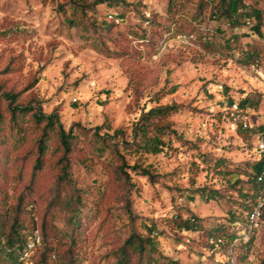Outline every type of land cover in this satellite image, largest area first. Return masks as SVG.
I'll list each match as a JSON object with an SVG mask.
<instances>
[{"label":"rangeland","instance_id":"1","mask_svg":"<svg viewBox=\"0 0 264 264\" xmlns=\"http://www.w3.org/2000/svg\"><path fill=\"white\" fill-rule=\"evenodd\" d=\"M218 1L0 0V95L12 91L17 104L57 111L78 137L67 158L49 152L42 167L34 137L0 143L1 243L15 218L40 235L18 261L119 264L131 235L153 234L156 250L130 253L132 264H264V204L255 223L241 205L263 155L256 129L264 124V27L259 35L251 24L221 23ZM244 2L264 17V0ZM246 96L249 109L233 113L230 101ZM164 106H173L167 121L178 133L163 136L170 147L125 150L121 132L130 139L145 112ZM50 137L48 150L59 143ZM111 140L128 166L155 178L129 167L114 178L121 160ZM192 213L202 231L173 226ZM0 264L12 262L0 254Z\"/></svg>","mask_w":264,"mask_h":264},{"label":"trees","instance_id":"2","mask_svg":"<svg viewBox=\"0 0 264 264\" xmlns=\"http://www.w3.org/2000/svg\"><path fill=\"white\" fill-rule=\"evenodd\" d=\"M76 12V10H74ZM118 15L119 14H115ZM214 17L220 20L221 23L228 24L231 27L240 26L241 23L245 25L248 20H251L250 28H252L256 34L262 35V28L264 27L263 11L251 7L249 4H245L244 0H219L217 9L215 10ZM73 25L77 23V18L69 19ZM107 26L104 30H107ZM210 38V37H209ZM248 59V58H247ZM260 62L259 57L253 58V63ZM3 95V96H2ZM4 97L7 106H2V99ZM17 94L12 91L3 92L0 95V143L7 140L9 137L16 136L15 143H23L30 141L34 137V142L31 147L35 146L38 152L36 157V167H42L45 156L49 152H60L62 151L61 159L67 158L69 152L74 148L78 137L72 132L67 131L61 122L60 115L57 111L51 113H45L41 106H34L32 104L20 105L16 103ZM251 98L246 96L242 101L239 102L241 109L251 106ZM232 101H230V106ZM173 106L156 107L145 112L141 118L133 125L131 130V137L127 139L125 132H121L122 145L125 150H129L134 154L138 153H158L166 147H170V144L166 143L163 136H169L171 134L177 135V131L171 128L170 122L167 121L168 116L171 113ZM241 127L245 129H253L254 126L246 125ZM100 129V128H97ZM259 132L260 138L264 139V124L256 129ZM97 135L98 131L96 130ZM95 132V133H96ZM51 134V139L57 140L59 143L53 149H49L48 139ZM120 133L117 130L113 135L106 133L105 136L114 139ZM104 138V137H103ZM14 143L15 149L19 146ZM110 146L115 151L119 159L120 164L115 168V176L121 179L125 167H129L134 171H138L139 174L147 176L149 179H154L155 174L148 168L135 164L128 166L125 155L120 151L119 143L111 140ZM108 143L106 142L105 145ZM264 170V154L254 164V178L251 180L249 176L248 181L252 183L251 187L253 191L248 196V193L242 195L245 197L243 201L245 207L248 210V217L253 212L256 204V197L264 189V183L259 182L257 177ZM64 175L68 176L67 166L63 167ZM126 175L129 174L126 172ZM124 183V182H123ZM80 199L79 196L76 197ZM72 198V201H75ZM18 218H15L12 232L13 234L8 239L1 243L0 239V254L4 258H10L12 264H23L18 261V254H21L26 246L28 237L34 233V227L32 230H22ZM249 223L250 220H249ZM173 226L179 230L186 231H202L201 218L196 214L192 213L187 218L176 217L174 219ZM224 226H218L216 233L223 232ZM154 232V231H153ZM152 232V233H153ZM2 233H0V236ZM153 235V234H152ZM150 235L148 237H141L139 235H131L126 244L120 250V256L118 259L119 264H132L129 255L130 253H139L141 258L146 252H153L156 250L154 244V238ZM213 242L218 243L221 238L213 235ZM232 238H235L233 235ZM224 242L221 244L223 245ZM218 245V244H217ZM216 247V246H212ZM141 264L149 263L147 260H143ZM170 264H178L175 260H169ZM41 264H46L45 262Z\"/></svg>","mask_w":264,"mask_h":264},{"label":"built area","instance_id":"3","mask_svg":"<svg viewBox=\"0 0 264 264\" xmlns=\"http://www.w3.org/2000/svg\"><path fill=\"white\" fill-rule=\"evenodd\" d=\"M248 24H251V20L247 21ZM253 68L256 71H259V63L255 62L253 63ZM222 88V86H220ZM230 109L232 110L233 113L235 112H240V106L239 103L234 102L231 106ZM242 110V109H241ZM239 114H237L235 116L238 117ZM263 123H264V115H263ZM245 125H247V123H245ZM259 148L260 151L264 154V139H261L259 142ZM257 180L259 182L264 183V170L262 173H260L257 177ZM264 204V189L259 193L258 195V200L256 199V206L255 209L253 210V212L250 214V219L252 222H257L259 219V215H260V208L261 206ZM40 242V235H39V231L37 229H35L34 233L32 236H30V238L28 239L25 249L21 254V259H27L30 256V253L33 252V250L35 249L36 245Z\"/></svg>","mask_w":264,"mask_h":264}]
</instances>
